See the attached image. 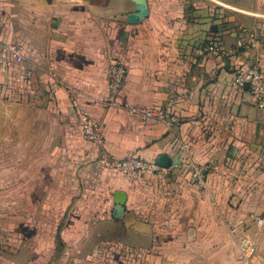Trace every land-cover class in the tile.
<instances>
[{"label": "crops", "instance_id": "1", "mask_svg": "<svg viewBox=\"0 0 264 264\" xmlns=\"http://www.w3.org/2000/svg\"><path fill=\"white\" fill-rule=\"evenodd\" d=\"M140 1L147 14L133 22ZM261 8L0 0V36L25 58L0 61V264H264V110L234 82L264 70V20L250 12ZM116 55L121 109L105 105ZM76 105L101 145L83 138ZM134 156L166 167L108 166ZM191 164L206 167V188L189 182Z\"/></svg>", "mask_w": 264, "mask_h": 264}, {"label": "built area", "instance_id": "2", "mask_svg": "<svg viewBox=\"0 0 264 264\" xmlns=\"http://www.w3.org/2000/svg\"><path fill=\"white\" fill-rule=\"evenodd\" d=\"M219 50L220 48L214 45H208L204 48V51L215 54L219 52ZM24 59V53L21 47L6 42L0 36V61L3 66L11 67L12 65H18L22 63ZM126 76L127 64L121 55H116L109 69V96L105 102L107 107H113L115 109H121L123 107L120 95L124 87ZM234 82L239 88H248L256 101L257 107L264 110V70L259 63H254L247 68L239 69L235 74ZM75 110L81 124L83 138L93 144L101 145L104 140L101 125L78 105H76ZM130 111L142 115L145 118L164 117L161 111L155 109L144 111L134 107L131 108ZM170 119L171 124L176 122L174 117H170ZM108 166L127 177L143 174H160L164 170L156 162L137 156L116 161ZM188 167L189 182L195 187L201 189L206 188V167L195 164H191Z\"/></svg>", "mask_w": 264, "mask_h": 264}, {"label": "water", "instance_id": "3", "mask_svg": "<svg viewBox=\"0 0 264 264\" xmlns=\"http://www.w3.org/2000/svg\"><path fill=\"white\" fill-rule=\"evenodd\" d=\"M141 2V1H140ZM142 3V4H141ZM140 6L138 7V10H139V13L138 15L134 16V20L133 22L137 21V20H140L143 16H145L147 13L145 11V8L143 6L144 2H141ZM173 162L175 164H178L179 163V159L178 158H175L173 160ZM164 162H159L158 165H160L161 167H166L165 164H163ZM124 200H125V194L123 192H118L116 194V214H119V212L123 211V203H124Z\"/></svg>", "mask_w": 264, "mask_h": 264}, {"label": "rangeland", "instance_id": "4", "mask_svg": "<svg viewBox=\"0 0 264 264\" xmlns=\"http://www.w3.org/2000/svg\"><path fill=\"white\" fill-rule=\"evenodd\" d=\"M244 1H253L254 3H258L260 5V7H262V8L259 9V11L255 10V11H250V12L253 13L255 17H256V15H258V17H260L262 20H264V0H244ZM262 34H264V32L260 33L259 35L262 36Z\"/></svg>", "mask_w": 264, "mask_h": 264}]
</instances>
